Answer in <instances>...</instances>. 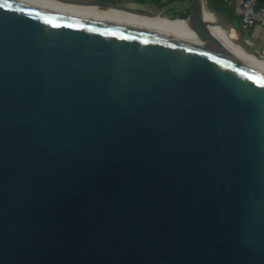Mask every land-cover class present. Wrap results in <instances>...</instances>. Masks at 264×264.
Returning <instances> with one entry per match:
<instances>
[{
  "label": "water",
  "instance_id": "95a60500",
  "mask_svg": "<svg viewBox=\"0 0 264 264\" xmlns=\"http://www.w3.org/2000/svg\"><path fill=\"white\" fill-rule=\"evenodd\" d=\"M56 1L190 37L0 0V264H264V57Z\"/></svg>",
  "mask_w": 264,
  "mask_h": 264
},
{
  "label": "bare ground",
  "instance_id": "6f19581e",
  "mask_svg": "<svg viewBox=\"0 0 264 264\" xmlns=\"http://www.w3.org/2000/svg\"><path fill=\"white\" fill-rule=\"evenodd\" d=\"M28 2L33 5L40 6L42 8L56 10L65 14L80 16L84 18L94 19V20H101L106 22H117L122 23L130 26L155 30L164 32L167 34H171L177 36V38L188 40L190 37L189 33L187 32V23L183 20H172L167 19L164 17L158 16H136L127 14L117 10H100L97 7H84V6H72L67 4H62L56 0H21ZM89 9H95L98 11H91ZM210 22V29L214 36L221 39L222 33L221 29L216 22V19L212 16L208 17ZM232 48V47H231ZM259 66L264 71V60L256 58Z\"/></svg>",
  "mask_w": 264,
  "mask_h": 264
},
{
  "label": "crops",
  "instance_id": "0c3cea01",
  "mask_svg": "<svg viewBox=\"0 0 264 264\" xmlns=\"http://www.w3.org/2000/svg\"><path fill=\"white\" fill-rule=\"evenodd\" d=\"M110 1H114V2L122 3V4H127L129 6H135V7H156V8H160L161 6L163 7V6H165V3L168 2V0H110ZM175 1H177V0H175ZM185 1H190V0H185ZM237 1H243V0H228V9L225 10V12L222 14V17L227 24L225 26V30H227L229 33L231 32V27H235L236 29L240 30L241 34L246 38V40L249 42V44L257 51V53H259V55L264 57V28H261V27L247 28V27H245L242 24L240 18L238 16H236V14H235L234 4ZM170 3H172V2H170ZM205 3L207 5L206 0H205ZM167 4H169V3H167ZM261 4L264 5V0H261ZM177 7L179 10H181L180 13H183L186 10H188L183 5H177V6L175 5V7L173 6L168 11H170L173 8H177ZM207 10L209 11L208 7H207ZM236 37H237V34L232 33V38L235 39Z\"/></svg>",
  "mask_w": 264,
  "mask_h": 264
},
{
  "label": "built area",
  "instance_id": "2783aa9c",
  "mask_svg": "<svg viewBox=\"0 0 264 264\" xmlns=\"http://www.w3.org/2000/svg\"><path fill=\"white\" fill-rule=\"evenodd\" d=\"M236 16L247 28H264V5L261 0H243L234 4Z\"/></svg>",
  "mask_w": 264,
  "mask_h": 264
},
{
  "label": "trees",
  "instance_id": "16d2710c",
  "mask_svg": "<svg viewBox=\"0 0 264 264\" xmlns=\"http://www.w3.org/2000/svg\"><path fill=\"white\" fill-rule=\"evenodd\" d=\"M173 1H175V0H168V2L165 3V5L167 3H170ZM206 1H207V7H208L209 11L218 17H222V14L225 12V10L228 9V0H206ZM188 14H189L188 10H186L183 13H179V16L172 18V20H174V19L186 20L188 17ZM162 17H164V16H162Z\"/></svg>",
  "mask_w": 264,
  "mask_h": 264
},
{
  "label": "rangeland",
  "instance_id": "374dc122",
  "mask_svg": "<svg viewBox=\"0 0 264 264\" xmlns=\"http://www.w3.org/2000/svg\"><path fill=\"white\" fill-rule=\"evenodd\" d=\"M177 6V5H176ZM175 7V6H174ZM180 11L181 10H179L178 9V7L177 8H173V9H171L170 11H167V12H165L164 14H162V16H164V18H170V19H172V18H175V17H177V16H179V13H180ZM175 20H179V19H175Z\"/></svg>",
  "mask_w": 264,
  "mask_h": 264
},
{
  "label": "snow or ice",
  "instance_id": "6c2138e0",
  "mask_svg": "<svg viewBox=\"0 0 264 264\" xmlns=\"http://www.w3.org/2000/svg\"><path fill=\"white\" fill-rule=\"evenodd\" d=\"M2 6H5V5H0V7H2ZM7 7H11V5H7Z\"/></svg>",
  "mask_w": 264,
  "mask_h": 264
},
{
  "label": "flooded vegetation",
  "instance_id": "af4514ba",
  "mask_svg": "<svg viewBox=\"0 0 264 264\" xmlns=\"http://www.w3.org/2000/svg\"><path fill=\"white\" fill-rule=\"evenodd\" d=\"M89 10H91V11H98V10H95V9H89Z\"/></svg>",
  "mask_w": 264,
  "mask_h": 264
}]
</instances>
